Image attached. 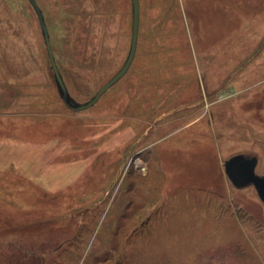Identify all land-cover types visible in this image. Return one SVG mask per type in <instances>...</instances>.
I'll return each mask as SVG.
<instances>
[{
    "label": "rangeland",
    "instance_id": "obj_1",
    "mask_svg": "<svg viewBox=\"0 0 264 264\" xmlns=\"http://www.w3.org/2000/svg\"><path fill=\"white\" fill-rule=\"evenodd\" d=\"M70 96L123 64L130 0H36ZM264 0H139L125 75L61 102L35 14L0 0V264H264Z\"/></svg>",
    "mask_w": 264,
    "mask_h": 264
},
{
    "label": "water",
    "instance_id": "obj_2",
    "mask_svg": "<svg viewBox=\"0 0 264 264\" xmlns=\"http://www.w3.org/2000/svg\"><path fill=\"white\" fill-rule=\"evenodd\" d=\"M35 14L38 22L39 30L43 39L46 56L51 70L54 84L58 96L65 106L70 111H83L97 102L101 95L119 81L127 72L136 50L138 24H139V0H130L131 6V31L129 47L126 58L121 67L86 101L77 102L74 100L64 83L62 75L56 64L51 44L49 40V33L47 30L43 12L36 0H26ZM257 159L255 156L244 154H236L223 162V169L226 177L235 188H243L248 185L253 186L258 198L264 203V175L260 176L255 173Z\"/></svg>",
    "mask_w": 264,
    "mask_h": 264
}]
</instances>
